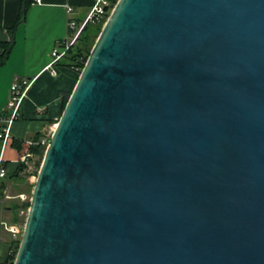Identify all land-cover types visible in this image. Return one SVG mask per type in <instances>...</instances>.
<instances>
[{
	"label": "water",
	"instance_id": "1",
	"mask_svg": "<svg viewBox=\"0 0 264 264\" xmlns=\"http://www.w3.org/2000/svg\"><path fill=\"white\" fill-rule=\"evenodd\" d=\"M13 264H264V0H117Z\"/></svg>",
	"mask_w": 264,
	"mask_h": 264
},
{
	"label": "crops",
	"instance_id": "2",
	"mask_svg": "<svg viewBox=\"0 0 264 264\" xmlns=\"http://www.w3.org/2000/svg\"><path fill=\"white\" fill-rule=\"evenodd\" d=\"M21 2L0 0V55L1 44L9 41L12 28L14 35L10 53L0 65V128L11 113L8 107L11 85L15 79L30 83L18 119L10 127V139L2 151L0 145L6 167V175L0 178V221L8 224L19 220V210L16 214L14 207L22 206L18 196L26 194L28 176L17 172L20 160L36 134L42 138L53 131L60 117L62 97L70 94L76 83V73L66 67L56 68V76L46 70L52 48L68 37L65 8L70 6L71 18L81 22L92 4V0H40V3L32 0L24 21L18 22ZM12 243L9 233L0 228V264L7 263Z\"/></svg>",
	"mask_w": 264,
	"mask_h": 264
},
{
	"label": "built area",
	"instance_id": "3",
	"mask_svg": "<svg viewBox=\"0 0 264 264\" xmlns=\"http://www.w3.org/2000/svg\"><path fill=\"white\" fill-rule=\"evenodd\" d=\"M35 2L40 3V0H35ZM116 2L114 3V0H92V4L88 14L81 22H77L71 18L73 10L70 6H66L65 9L66 14L68 16V37L62 42H58L56 45H54L50 52V62L46 67V70H48L52 76H56V68H58V63L64 57L67 49L75 43L81 31L87 25L103 26ZM29 85L30 83L27 81H19L15 79V81L10 87V101L8 103V107L11 110V113L8 118L4 119V126L0 129L1 151L4 149V146L10 139V127L12 123L18 119L19 110L25 98V94ZM52 132L49 133L47 136L42 137L39 142H29V145L32 146L39 144L45 149L48 146ZM5 175V163L0 156V178H3ZM18 198L22 203V206L18 212L19 220L12 224H8L5 221H0V228L9 233L14 243L20 241L24 228V223L28 214L31 194L30 196H27V194H21L18 196Z\"/></svg>",
	"mask_w": 264,
	"mask_h": 264
},
{
	"label": "trees",
	"instance_id": "4",
	"mask_svg": "<svg viewBox=\"0 0 264 264\" xmlns=\"http://www.w3.org/2000/svg\"><path fill=\"white\" fill-rule=\"evenodd\" d=\"M32 0H22L21 2V9H20V15L18 18V22L24 21L25 19V12L30 5ZM116 0H114V3ZM102 26H92L87 25L78 36L77 40L74 44H72L66 51L64 57L62 60L58 63V67H66L75 73L80 74L82 68L84 67V64L89 56V53L91 51V48L93 47L95 40L97 39ZM14 42V35H13V28L10 29V39L8 42L1 44L3 48V53L0 55V65H2L5 60L7 59L10 50L12 48ZM78 78H76L77 81ZM70 94L64 95L62 97V104H61V111L60 115L65 107V104L69 98ZM60 118V117H59ZM1 129V128H0ZM41 138L40 134H36V136L33 138V142H39ZM44 147H41L39 144L32 145L28 147V151L26 155H23L20 160L17 172H23L26 173V166L27 163H30L34 160L35 157H39V159L36 162L37 167L40 166L43 154H44ZM37 176V174H35ZM34 186V185H33ZM32 186V187H33ZM31 187V189H32ZM31 191V190H30ZM21 206H15L14 209L17 211L20 209ZM17 220V217L14 219ZM19 242H13L12 243V250L10 252V255L8 257L6 264H13L17 249H18Z\"/></svg>",
	"mask_w": 264,
	"mask_h": 264
},
{
	"label": "rangeland",
	"instance_id": "5",
	"mask_svg": "<svg viewBox=\"0 0 264 264\" xmlns=\"http://www.w3.org/2000/svg\"><path fill=\"white\" fill-rule=\"evenodd\" d=\"M78 76H79V74L76 73V78H78ZM38 159H39V157H35L34 160L31 161L30 163H27V166H26V175L28 176V178L25 179L26 184L24 187V189H25L24 193H26L27 196H30V194H31V191H32L31 187L34 185L35 178H36L35 174H37L38 169L40 167V166L37 167V165H36V162ZM28 186H30V187H28Z\"/></svg>",
	"mask_w": 264,
	"mask_h": 264
}]
</instances>
